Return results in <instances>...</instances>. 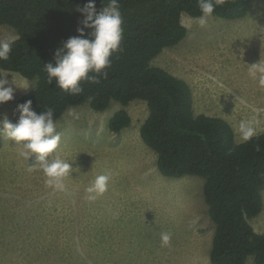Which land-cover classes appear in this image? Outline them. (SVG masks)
<instances>
[{"label":"rangeland","instance_id":"obj_1","mask_svg":"<svg viewBox=\"0 0 264 264\" xmlns=\"http://www.w3.org/2000/svg\"><path fill=\"white\" fill-rule=\"evenodd\" d=\"M194 18L181 15L185 37L164 48L152 64L189 84L195 114L221 117L233 130L240 119L255 116L264 132V88L247 73L250 64L264 60V0H252L239 19L213 15L206 28ZM9 36L17 33L1 25L0 39ZM2 75L20 87L11 85L14 99L0 104V118L12 121L33 81L11 71ZM120 108L131 122L115 133L108 120ZM69 109L79 118L67 115ZM147 116L140 99L125 107L111 101L101 111L88 103L70 106L56 119L61 142L55 154L73 167L63 191L46 186L42 170L34 167L38 154L20 155L26 142L1 135L0 264H211L214 224L204 179L159 172L156 152L139 134ZM106 171L112 174L108 190L90 202L86 189ZM261 195L262 208L249 219L257 233L264 231V189ZM162 232L171 234L167 246ZM245 264L256 263L248 256Z\"/></svg>","mask_w":264,"mask_h":264},{"label":"trees","instance_id":"obj_2","mask_svg":"<svg viewBox=\"0 0 264 264\" xmlns=\"http://www.w3.org/2000/svg\"><path fill=\"white\" fill-rule=\"evenodd\" d=\"M88 0H0V26L17 33L8 61H0V75L11 71L33 81L20 98L32 101L40 114L51 108L60 118L70 107L88 103L94 110L111 101L123 107L144 100L148 116L140 126L143 142L157 154V168L165 177L185 175L204 179L208 216L214 224L211 264H245L252 256L264 264V231L255 232L249 219L262 208L264 189V132L247 143H237L231 124L221 117L195 114L189 84L152 60L186 35L181 15L198 17L197 0H119L122 12L121 51L113 54L108 76L93 84L82 82L83 91L70 95L48 83L44 64L55 63L54 54L70 37L78 35L84 16L79 11ZM109 0H95L97 12ZM252 0H224L213 15L235 20L244 17ZM85 29V34L90 32ZM91 97V100L89 99ZM19 118L17 115L12 122ZM131 118L120 108L108 120L118 133ZM1 144V135H0ZM259 144L261 151L255 150Z\"/></svg>","mask_w":264,"mask_h":264},{"label":"clouds","instance_id":"obj_3","mask_svg":"<svg viewBox=\"0 0 264 264\" xmlns=\"http://www.w3.org/2000/svg\"><path fill=\"white\" fill-rule=\"evenodd\" d=\"M223 3L224 0H197L200 15L194 18L195 22L201 28H206L216 7ZM79 11L84 19L81 21L82 26L77 28L78 35L70 37L55 52L54 64H44L48 83L55 81L56 87L70 95L82 93V82L97 84L101 78H107L106 69L111 67L113 54L121 51L123 38L119 0H109L107 6L99 12L96 10L95 0H88ZM85 29L91 31L85 34ZM15 39V36L0 39V61L10 59ZM247 73L260 88H264V60L250 64ZM6 77L7 75H0V104L14 99L15 89L11 85L20 88L14 80L9 81ZM16 112L19 113V118L15 123L7 116L0 118V135L19 144L26 142L22 144L24 151L20 155L29 159L38 154L34 167L42 170L46 177V186L54 191L65 190L64 181L71 175L73 167L70 161L55 154L61 142V134L57 130L58 122L54 118V110L49 108L37 114L32 107V101L27 100L17 105ZM67 115L79 118L74 109H69ZM233 127L238 144L247 143L260 134V122L255 116L240 119ZM255 150L261 151L259 144L255 145ZM111 179L110 171L97 175L86 189L87 199L94 202L103 195L108 190ZM160 239L162 246H167L171 234L162 232Z\"/></svg>","mask_w":264,"mask_h":264}]
</instances>
